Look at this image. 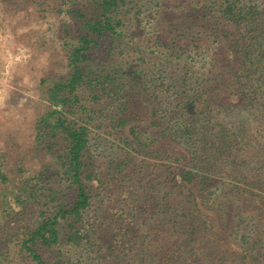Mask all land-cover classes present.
I'll list each match as a JSON object with an SVG mask.
<instances>
[{"label": "trees", "instance_id": "16d2710c", "mask_svg": "<svg viewBox=\"0 0 264 264\" xmlns=\"http://www.w3.org/2000/svg\"><path fill=\"white\" fill-rule=\"evenodd\" d=\"M90 2L91 15L72 10L82 30L69 56L72 71L51 90L55 107L37 122V139L45 148L52 151L60 137L65 141L61 154H55L56 174L68 182L71 197L62 201L56 191L42 189L50 168L24 178L15 200L24 215L37 211L39 217L24 219L19 253L35 264H54L46 256L49 250L71 244L87 249L93 264H108L109 251L127 242L129 249L120 255L130 264H264V0L152 2L158 14H166L161 24L167 21L162 29L153 26L156 33L164 32L153 42L165 49L160 65L140 70L142 79L138 75L121 83L114 72L103 73L89 63L107 37L121 34L125 24L116 16L126 1ZM84 86L95 99L117 95L118 123H132L134 149H148L151 163L165 165L143 191L151 202L142 212L157 226L134 229L117 220L113 237L101 229L104 220L91 229L85 226L92 190L104 180L90 169L87 124L61 110L75 108V100V111L84 119L79 94ZM67 88L72 97L62 94ZM144 115L151 121L140 127ZM131 161L126 156L115 169L121 172ZM0 178L11 181L1 166ZM42 196L53 203L52 210L37 209Z\"/></svg>", "mask_w": 264, "mask_h": 264}, {"label": "rangeland", "instance_id": "374dc122", "mask_svg": "<svg viewBox=\"0 0 264 264\" xmlns=\"http://www.w3.org/2000/svg\"><path fill=\"white\" fill-rule=\"evenodd\" d=\"M125 1L123 12L116 16V20L123 19L125 24L119 28L121 34L107 37L89 63L103 73L114 72L116 82L120 83L122 79L128 82L138 75L142 79L140 70L159 67V56L165 49L162 46L156 49L153 42L164 32L156 33L153 26L162 29L167 24V21L161 24L166 14H158V7L151 6L156 0ZM78 8L87 15L93 12L90 0H0V166L11 180L4 183L0 178V253H3L0 264H35L19 253V240L23 238L19 234L25 225L24 219L32 222L39 217L37 211L24 215L15 200V193L22 192L21 185L26 179L36 171L50 168L54 175L49 172L50 180L42 189L56 191L62 201H69L71 197L68 182L56 174L59 167L55 154L63 150L65 141L60 137L54 140L52 151L45 148L37 139V122L55 107L51 90L57 83L67 80L72 71L69 56L82 31L81 20L72 12ZM170 36L168 34L167 39ZM162 38L160 43L164 45L165 37ZM62 94L71 96L70 89H65ZM79 94L86 106L83 120L77 113L79 107L75 100V108L62 107L61 110L68 118L87 124L90 169L98 171L104 180L96 181L92 190V207L86 213L85 226L91 229L92 224L98 225L104 220L106 225L101 229L112 232V237L116 231L111 227L120 222L134 229L140 226L147 230L157 226L149 214L142 212L147 211L151 202L145 199L143 191L148 190L154 178L162 174L165 165L158 160L157 166L151 163L153 158L148 155V149H134L135 142L129 136L128 128L132 123L127 126L118 123L117 95L104 93L95 99L88 86L81 88ZM143 118L137 124L147 127L151 120L146 115ZM127 135L130 144L126 142ZM126 156L132 160L130 166L117 171V163ZM22 169L26 170L23 174ZM126 172L130 177L124 179ZM150 172H154L152 176ZM158 188L161 190L160 186ZM40 199L43 203L37 209H53L49 199L43 196ZM141 220L147 221V225ZM110 238L105 239L104 245ZM129 246L130 243L125 242V246L118 250L111 249L108 264H130L127 257L120 255L124 247ZM46 256L54 264H93L87 249L71 244L53 247Z\"/></svg>", "mask_w": 264, "mask_h": 264}]
</instances>
